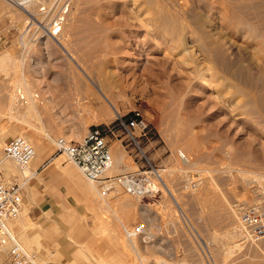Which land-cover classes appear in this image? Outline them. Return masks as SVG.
<instances>
[{"label":"rangeland","instance_id":"obj_1","mask_svg":"<svg viewBox=\"0 0 264 264\" xmlns=\"http://www.w3.org/2000/svg\"><path fill=\"white\" fill-rule=\"evenodd\" d=\"M75 1L72 10L77 12L79 8L77 13L80 15L75 25L77 34L73 33L74 38L69 43L66 42L70 32L66 31L68 29L64 23L59 36L68 45L67 53L52 38H37L38 35L28 28L33 16L38 14L36 11L40 2L28 8L32 13L29 16L25 12L20 14L18 11L21 9L12 1L0 0V32L6 37L0 38V160L5 178L10 182H27L22 177L23 171L7 160L9 158L3 152V145L9 136L24 134L31 138L34 134L31 126L21 123L24 116L19 101L37 102L38 110L43 116L45 134L47 132L56 141L60 136L79 140L90 126L112 125L116 122V116L128 115L134 109H139L150 122V133L138 138V144L128 141L120 128H116L114 134L108 132L112 156L116 149L120 150L125 155L126 163L132 165L128 170H144L153 164L160 169L161 174L164 172V183H161L156 194L141 198L132 196L118 185L121 191L118 192L119 195L111 192L107 196L108 203L113 207L107 212L97 209V205H101L97 194L94 196L95 200L91 201L78 192V196L86 203L87 210L86 214L82 211L78 222L75 219L71 224L76 226V230L79 226L83 227L81 230L85 231V235L82 242L90 244L91 252L83 258L89 264H207L202 253V247L206 245L220 264H264V237L256 239L248 235V238L244 234L246 240L243 239V230L238 221L243 204L263 197L264 116L258 115L261 118H256L257 116L243 111L245 97L241 92L247 89L243 88L244 76H241L238 65L241 63L245 42L237 30V20L230 10L231 3L228 2L230 0H223L224 3L221 0H173L175 3L168 4L169 8L164 4L171 3V0H158L162 8H167L168 12L171 10L170 14L176 20H184L182 29L165 34L156 30L154 34H145L146 26L141 24L144 18L140 17L144 15L145 7L153 8L152 5L147 6V0H85L87 3L81 0L79 7ZM174 4H177L178 9ZM171 6L174 7L170 9ZM180 6L183 7L182 11ZM33 9H37L35 15ZM14 11L22 17H16ZM193 12L194 16H199L195 20L204 19L207 22V31L214 36L223 35L224 41L232 45V55L231 52L228 53L231 66H226L225 63L220 65V62L217 65V61H211L205 58L203 52L200 53L196 41L192 40L197 31ZM40 15L33 23V29L38 34H42L43 24L47 20H44V15ZM154 25L151 22L148 28ZM90 27L92 28L89 29ZM21 33L26 34L25 46L20 41ZM32 34L37 39L32 38ZM180 36L191 39L188 44L190 47L193 45L197 54L195 60L191 61L187 53H184L187 54L185 56L178 52L179 48H175L172 42L175 43ZM252 55V72L255 76L260 75L258 79H253L258 83L255 87L264 89V76L261 75L263 71L257 67L262 62ZM184 56L185 59L182 58ZM196 59L203 60V67L200 68L213 69L216 73L210 77V83L206 84L197 75ZM233 64H237L234 66L238 68L239 71L237 68L235 70L239 75L234 71ZM33 65L40 70H31ZM22 66L24 70L21 69ZM83 70L88 74L96 70L107 79L106 90L118 105L121 111L119 114L114 116L107 106L108 113H95L100 115L95 118L93 107H85V99L93 102L94 95L85 89ZM21 85L29 87L31 97L24 91L26 101L10 98V102H7L8 95L13 97ZM253 85L254 82L250 87ZM44 87H47L46 90ZM261 89L258 91L261 92ZM36 94L39 95L38 99L35 98ZM10 103L16 108L13 117L9 114ZM93 104L102 106L99 101ZM44 106H48V110H44ZM26 120L32 122V117ZM41 141H46V159L50 163L48 170L57 169V173L61 172L64 176V168L72 167L73 172L87 185V178L81 175L78 166L68 160L65 153L61 155L56 143L45 136ZM32 143L35 144L36 141ZM179 149H183L189 156L187 165L181 160ZM193 168L199 172L200 177L196 188L190 184L191 177L187 172ZM98 184L96 182L94 185L100 189ZM120 200H127V205L120 206ZM16 220H11L10 223L17 222ZM141 221L148 225L147 233L150 236L129 242L125 237V228L132 229ZM31 226L21 225L22 230L15 227L17 236L41 264H51L35 247L31 245V249L22 239L21 234ZM231 229L240 233V238H236L235 242L227 238ZM79 250L78 248L76 252Z\"/></svg>","mask_w":264,"mask_h":264},{"label":"bare ground","instance_id":"obj_2","mask_svg":"<svg viewBox=\"0 0 264 264\" xmlns=\"http://www.w3.org/2000/svg\"><path fill=\"white\" fill-rule=\"evenodd\" d=\"M41 1H43V0H14V1H12V3L13 4H15L17 7H19V10L21 9V11H18L20 14H23L22 12H25L27 15H31L32 13H30V11H29V9H30V7L34 4V5H36V3H39V2H41ZM45 1V0H44ZM85 1V0H84ZM83 1V2H84ZM164 1H166V0H161V2H164ZM173 0H171V3L169 2V0L167 1V2H169V3H163L166 7H168L169 8V6L170 5H172L173 3H175V2H172ZM221 1H223V0H221ZM76 2V4L78 5V7H79V5H81L80 3H81V0H76L75 1ZM86 2V1H85ZM85 2H84V4H85ZM217 2V1H216ZM229 3H231V9L230 10H232L231 12H234V13H236V11H238L236 14L238 15V16H236V14L234 15V13H232L233 14V16H234V18H235V20H237V30H239L240 31V35L242 36V39H243V42H245V44H244V46H243V50H242V56H241V63L238 65L239 66V70H238V68L236 67V66H234V65H237V64H233L232 65V67H234L233 69H234V71H236L237 72V74L239 75V72L241 73V76H244V83H243V88H246L247 90H243L242 92L241 91H239V92H241L242 93V96H244L245 97V101L243 102V111L244 112H246L247 114H251V115H255V116H257L256 118H261L262 117V115L264 116V89H263V87H261V88H259V89H261L262 91L261 92H259L258 90L259 89H257L256 87L258 86L257 84L258 83H255V82H257V80L256 81H253V79H256L257 77H260V75L258 76H255L254 75V73L252 72V67H253V60H252V58H251V55L252 56H256L257 57V59L258 58H260V60H261V62L262 63H260L259 62V66L257 65V67L260 69V71H263V73H264V0H230V1H228ZM73 3H74V0H71V4H70V6H69V9H68V12L66 13V20L64 21V23H65V25H66V28L68 29V30H66V31H69L70 33H68V35H67V38H66V42H70L71 40H72V38H74V36H75V34H74V36H73V33H76V31H75V29H76V27H75V25H76V22H77V20H78V18H80L79 16V14L77 13L78 12V10H79V8L78 7H76V8H78V10H77V12L76 11H74V9L72 10V8L74 7L73 6ZM87 3V2H86ZM146 3V2H145ZM177 3V2H176ZM222 3V2H221ZM221 3L220 4H218V5H221ZM223 3H224V1H223ZM223 3H222V5H223ZM228 3V4H229ZM83 4V3H82ZM83 4V5H84ZM162 4V5H163ZM168 4H170L169 6H168ZM149 5H152L153 6V8L152 9H147V7H145L146 9H144V17L143 16H141L140 17V19H143V21H141V24H142V26L143 25H145L146 26V28H144V29H147L146 30V32L147 33H145V34H148V33H153L154 34V32H155V30L157 31V32H161V33H167V32H173V31H176L177 32V29L179 28H183V26H184V20L182 19V21H181V18H179V19H175L174 17H173V15L172 14H170V11L171 10H169V12H168V10H167V8L165 9L164 7L162 8L161 6H160V2H158V0H147V6H149ZM177 5V4H176ZM175 4H174V6H176ZM73 6V7H72ZM173 6V7H174ZM229 6H230V4H229ZM32 7H34V6H32ZM39 7V9H38V11H36L37 9H33L32 11H33V14L35 13V11H36V13H38V14H36L37 16H35V17H38V15H40V14H42V15H44L43 14V12L40 10V6H38ZM82 7V6H81ZM172 6L170 7V9H172L173 8ZM177 7V6H176ZM181 7V11H182V6H180ZM29 8V9H28ZM36 8V7H35ZM84 9V8H83ZM175 9V8H174ZM173 9V10H174ZM177 9H178V7H177ZM227 9V8H226ZM237 9V10H236ZM166 10V11H165ZM172 10V11H173ZM176 10V9H175ZM184 10V9H183ZM177 11V10H176ZM180 11V10H179ZM228 11V10H227ZM197 11H195V13H196ZM13 13H15L16 14V17H17V15H18V18H19V16H21L19 13H16V11H14ZM80 13V12H79ZM172 13H175V11H173ZM177 13V12H176ZM181 13V12H180ZM199 13V12H198ZM197 13V14H198ZM223 13H225V11L223 12ZM6 14V13H5ZM14 14V15H15ZM81 14H82V12H81ZM183 14V13H182ZM186 14V13H185ZM194 14V12L192 13V16H194L193 15ZM227 14H229V12L227 13ZM35 15V14H34ZM145 15H146V17H145ZM199 15V14H198ZM202 15V14H201ZM222 15V14H221ZM24 16V15H23ZM33 16V15H32ZM41 16V15H40ZM39 16V17H40ZM204 17H205V19L206 18H208V17H206L205 15H203ZM228 16V15H227ZM226 16V17H227ZM233 16H232V18H233ZM22 17V16H21ZM20 17V18H21ZM44 17H45V19L44 20H46V16L44 15ZM191 17V16H190ZM189 17V18H190ZM196 16H194V19L193 20H195V19H197L198 17H196ZM202 17V16H201ZM220 18H222L221 16H219ZM27 18V17H26ZM26 18H24V20H27ZM187 18H188V16H187ZM210 18V17H209ZM225 18V17H224ZM16 19V18H15ZM22 19V18H21ZM42 19V18H41ZM139 19V20H140ZM223 19V18H222ZM221 19V20H222ZM226 19V18H225ZM178 20H180V21H178ZM206 20H208V19H206ZM228 20V19H227ZM196 21V25H194V27L196 26V28H197V31H195V34L193 35V38H192V40L195 42L196 41V46L198 47V50H200V53L201 52H203L204 54H205V58H208V59H210L211 61L212 60H215V62L217 61V65H218V63L220 62V65H221V63H225V65L227 64H229V62H231L230 60H231V58H230V56L228 55V53L229 52H231V54L230 55H232V52H233V48H232V45H230V44H228L227 42H225L224 41V39H223V35H221L220 34V36H214V35H212V33L210 32V31H207L206 30V27L205 26H207V22L203 19H199V20H195ZM197 21H198V23H197ZM46 22H47V20H46ZM45 22V23H46ZM151 22H152V24L154 23L155 25H154V27H152V28H148L149 27V25H151ZM185 22H186V20H185ZM191 22H192V20H191ZM223 22H224V19H223ZM138 23H139V21H138ZM194 23V22H193ZM209 23V22H208ZM225 23H226V21H225ZM229 23V22H228ZM149 24V25H148ZM195 24V23H194ZM210 24V23H209ZM64 25V24H63ZM88 25H89V23H88ZM93 26V25H92ZM193 26V25H192ZM140 27H141V25H140ZM80 28V27H79ZM92 27H90L89 29H91ZM141 28H143V27H141ZM217 28V27H216ZM232 29V28H231ZM30 31V30H29ZM61 31H63V27H61ZM61 31L58 33V34H54L52 31H49V34L47 35L49 38H52L53 40H55L58 44H60L61 45V47L68 53V50L66 49V43L64 42V40L62 39V37H59L60 36V34H61ZM179 31V30H178ZM235 32V31H234ZM77 34V33H76ZM145 34L143 35V36H145ZM158 34V33H157ZM25 35L26 34H23V37L21 38L20 37V41H21V44H22V46H25V41H24V38H25ZM80 35H82V34H80ZM83 35H85V34H83ZM82 35V36H83ZM79 36V35H78ZM151 36V35H150ZM153 37H154V35H152ZM169 36V35H168ZM77 37V36H76ZM147 37H149V36H147ZM171 37H173V36H171ZM175 37V36H174ZM192 37V36H191ZM92 38V37H91ZM145 38V37H144ZM152 38V37H151ZM23 41H22V40ZM90 40H92V39H90ZM150 40V39H149ZM191 40V39H190ZM190 40H188V39H186V37L185 36H180V37H178V39H176V41H175V43L174 42H172L173 44H174V46H175V48L176 49H178L179 48V50H178V52L179 53H187L188 54V56H190V58H191V61H192V59L193 60H195V52H194V48H192L193 47V45H192V47H190V45L188 44V42L190 41ZM31 41H33V40H31ZM79 41V40H78ZM94 41V40H93ZM155 41V40H154ZM193 41H192V43H193ZM29 42V41H28ZM28 42L26 43V44H28ZM88 42V41H87ZM80 43H82V42H80ZM191 43V42H190ZM191 43V44H192ZM166 44V43H165ZM195 44V43H194ZM73 45H74V43H73ZM78 45V44H77ZM91 45V44H90ZM27 46V45H26ZM68 46V45H67ZM160 46V45H159ZM177 46V47H176ZM79 47V46H78ZM88 47V46H87ZM195 47V46H194ZM196 47V48H197ZM70 48V47H69ZM175 48H173V49H175ZM81 49V48H80ZM85 49H86V47H85ZM89 49V48H88ZM96 49V48H95ZM160 49V48H159ZM175 49V50H176ZM82 50V49H81ZM80 50V51H81ZM69 51H70V49H69ZM82 51H84V49L82 50ZM81 51V52H82ZM174 51V50H173ZM86 52V51H85ZM84 53V52H83ZM202 53V54H203ZM81 54V53H80ZM187 54H184L185 56L187 55ZM204 54H203V56H204ZM88 55V54H87ZM197 55V54H196ZM180 56H183V55H180ZM185 56L184 57H182V58H184L185 59ZM7 57V56H6ZM83 57V56H82ZM198 57H200V56H198ZM233 57V56H232ZM189 58V57H188ZM229 58H230V60H229ZM5 59V58H4ZM3 59V60H4ZM234 59V58H233ZM232 59V60H233ZM204 60H206V59H204ZM5 61V60H4ZM202 61L203 60H200V59H196V62H197V66H198V76H199V78H201L202 80H203V82H205L206 84L207 83H210V77L212 78L213 76H214V74H216V73H214V71H213V69H207V70H204V69H202V68H200V67H203L202 66ZM209 61V60H208ZM235 63H237L236 61V58H235ZM234 61H232V62H234ZM194 62V61H193ZM192 62V63H193ZM256 62V61H255ZM185 63V62H184ZM188 62H186L185 64H187ZM196 64V63H195ZM231 64V63H230ZM229 64V65H230ZM80 65V64H79ZM212 65V64H211ZM216 65V66H217ZM225 65H223V68L225 67ZM226 65V66H227ZM213 67H214V65H212ZM231 66V65H230ZM219 67V66H218ZM217 67V68H218ZM222 67V66H221ZM256 67V66H255ZM226 68H228L229 69V67H226ZM237 68V70L239 71H237V70H235ZM206 69V68H205ZM221 68L219 67V70H220ZM225 69V68H224ZM224 69H222V70H224ZM227 69V70H228ZM231 69V68H230ZM217 70V69H216ZM232 70V69H231ZM230 70V72H232L233 73V70L231 71ZM84 72H85V70H83ZM221 71V70H220ZM94 72V71H93ZM219 72V71H218ZM222 72V71H221ZM224 72L225 71H223V74H224ZM105 73V72H104ZM261 74L262 76H264V74ZM226 74V73H225ZM243 74V75H242ZM229 75V74H228ZM227 75V76H228ZM84 76H85V79H86V87H85V89H86V91H88V92H90L91 94H93L94 95V100H93V102H100V104H102V106H95L94 104H93V102H91V101H86V100H88V99H85V102H87V103H83V104H85L86 106V108H89V107H93V110L95 111H93L94 112V114L96 113L97 115L98 114H100L101 115V113L103 114H105V112H107V111H109L108 110V107H109V109L110 110H112V112H113V114H114V116L115 115H117V114H119L121 111H120V109H119V107H118V105L116 104V102L114 101V99L111 97V95L108 93V91L106 90V80L104 79V77L100 74V72H96V70H95V72L94 73H84ZM240 76V77H241ZM239 78V77H238ZM84 79V80H85ZM242 79V80H243ZM258 79V78H257ZM213 80V79H212ZM262 80V79H261ZM22 81V80H21ZM254 82V87H255V84L257 85L256 87H255V91L252 89V87H250V85H251V83H253ZM260 81V80H259ZM23 84V83H22ZM28 85V84H27ZM27 85H25L24 87H22V85L20 86V88L18 87V89H17V93H15V95H13V97L11 96V97H9V95H8V100L9 101H7V102H10V98H11V100H14V98H15V100L17 99L18 101H19V99L21 100V101H26V96L25 95H23L24 94V91L26 92V95H28L29 97H31L30 96V93H31V91L29 90V87L27 86ZM263 86V85H262ZM253 87V88H254ZM21 89V90H20ZM248 90H251V91H248ZM257 90V91H256ZM15 91V90H14ZM35 93V92H34ZM114 93V92H113ZM10 94H12V93H10ZM38 95V94H37ZM37 95H35L36 97L35 98H37ZM224 95V94H223ZM39 96V95H38ZM220 97V96H219ZM243 97V98H244ZM28 99V98H27ZM38 99V98H37ZM91 99V98H90ZM31 100H32V98H31ZM28 101H30V100H28ZM84 101V100H83ZM81 102V101H80ZM19 103H20V105H21V107H22V112H23V115L22 116H24L23 118H22V120H21V123H26L28 126H31L34 130V134H33V136L30 138H28V137H26L27 139H30L32 142L34 141H36V143L34 144L33 143V145L35 146V149H36V153H35V155H34V157H33V159L30 161V163L26 166V167H24V168H22V167H19L18 165H17V163H16V161L13 159V158H11V157H8V156H6V154L4 153V156L5 157H7V158H9V159H7V160H10L11 162H13L14 163V165L15 166H18V168L20 169V171H23L22 172V177H23V179L24 180H27L33 173H32V169H34L35 167H36V165H37V163L39 162V160L40 159H42L43 157H46L47 155H46V151H45V149H46V143H44V142H46V141H44V142H42L41 141V139H42V137L43 136H45V137H47L48 139H50L52 142H54V143H56V145H57V141L56 140H54L49 134H47V132H46V134H45V125H44V123H43V116L41 115V113H40V109L38 110V104H37V102L36 101H31L30 103H28V102H20L19 101ZM43 103V102H42ZM239 103V102H238ZM10 105H11V103H10ZM79 105V104H78ZM99 105V104H98ZM76 106V105H75ZM80 106V105H79ZM83 106V105H82ZM108 106V107H107ZM78 107V106H77ZM91 108H89V109H91ZM8 109V108H7ZM88 109V110H89ZM44 110H48V106H44ZM81 110V109H80ZM84 110H86V109H84ZM88 110H87V112H88ZM16 111V108H15V105H11L10 106V108H9V114L13 117V115L16 113L15 112ZM90 111H92V110H90ZM20 112V111H19ZM47 112V111H46ZM82 112V111H81ZM91 113V112H90ZM108 113V112H107ZM246 113H245V115H246ZM95 114V115H96ZM103 114V115H104ZM96 115V117L95 118H99V116H97ZM111 115V114H110ZM258 115L259 116H261V117H258ZM247 116V115H246ZM29 117H32V122H28L26 119H29ZM117 117V116H116ZM252 117V116H251ZM25 126V125H24ZM26 127V126H25ZM27 129H28V127H26ZM31 129V128H30ZM45 134V135H44ZM21 135H23V136H25L24 134H21ZM29 135V134H28ZM30 136V135H29ZM41 138V139H40ZM53 143V144H54ZM4 152V151H3ZM63 153H61V155H62ZM125 156V155H124ZM123 156V154L120 152V150L119 151H117V149H116V152L113 154V156H112V164H111V166L109 167V168H107V170L105 171V174L106 175H109L110 173H112V172H117L116 174H118V171H119V173L122 171H127L128 169H130L131 168V166L130 165H128L127 163H126V159H125V157ZM180 158H181V156H180ZM181 160L185 163V161L181 158ZM2 161V160H1ZM132 164V163H131ZM9 166V165H8ZM76 166V165H75ZM3 167V166H2ZM77 167V166H76ZM75 167V168H76ZM4 169V168H3ZM72 170V167H68V172H67V175H68V177L75 183V187H76V189L78 190V192H80V194L83 196V197H86L87 199H90L91 201L92 200H95L94 199V196L97 194L99 197H100V199H101V201H99L100 203H101V205L99 204V205H97V209H99V210H101V211H103V212H107L108 211V209L109 208H111V206H110V203H108V198H107V196H109V195H111V194H115V193H117L118 194V192H121L120 191V188H119V186L117 185L116 187H114V190H110L108 193H106V194H104V192H103V188L100 186V189L96 186V185H94V184H96V182H93V181H91V180H89V179H86L87 180V185L86 184H84L83 182H82V179L79 177V176H77L76 174H75V172H73V171H71ZM6 171H9V170H6ZM10 173V172H9ZM81 173V172H80ZM164 172H162V174H163ZM66 174V173H65ZM83 173H81V175H82ZM112 174H114V173H112ZM161 174V175H162ZM10 175V174H9ZM84 175V174H83ZM162 177H164L163 175H162ZM30 179V178H29ZM199 179H200V177L198 176V178L195 180L196 182H195V184H193L192 183V181H190V184L192 185V187L193 188H196V186H197V183H198V181H199ZM70 181V180H69ZM10 182V181H9ZM25 183V181L24 182H22V184H24ZM159 183H164V178H162L161 179V181L159 182ZM166 185V184H165ZM98 186H99V184H98ZM168 188V187H167ZM71 189V188H70ZM122 189V188H121ZM122 190H124V189H122ZM169 190V192H171L170 191V189H168ZM125 191V190H124ZM112 192V193H111ZM126 192H128V191H126ZM109 193H111V194H109ZM129 193V192H128ZM109 194V195H108ZM130 194V193H129ZM116 195V194H115ZM119 195V194H118ZM132 195V194H131ZM264 195V194H263ZM132 196H134V195H132ZM136 197V196H135ZM113 198V197H112ZM136 198H140V197H136ZM97 199H98V197H97ZM112 200V199H111ZM96 202V201H95ZM97 204H98V202H96ZM127 200L124 202V200H120V201H118V204L120 205V206H122L123 204H125V205H127ZM117 204V203H116ZM96 207V206H95ZM113 208V207H112ZM111 208V209H112ZM131 208V207H130ZM21 211H22V209H21ZM21 211H20V214L16 217V218H13V219H9L8 221H7V225H8V227L14 232V233H16V231H15V227H19L20 228V226L21 225H24L25 227H26V225L27 224H31L32 226L30 227V228H28L29 230L33 227L34 229H35V235L38 237V238H40L41 236H42V232L40 231V227L38 226V225H35V224H33V223H26V221L24 220V217H25V215H26V213H27V210H25V211H22V213H21ZM110 211V210H109ZM114 211V210H113ZM127 211H128V209H127ZM128 213H131V212H128ZM28 217V216H27ZM15 219H17L16 221L17 222H14V223H10V221L11 220H15ZM239 225H240V228L243 230V228H242V226H241V224H240V222H239ZM72 227H74L73 225H71ZM14 228V229H13ZM75 228V227H74ZM235 228V227H234ZM21 230H22V227L20 228ZM27 229V228H26ZM33 229V230H34ZM233 229V228H232ZM231 229V230H232ZM76 230V229H75ZM95 230V229H94ZM237 230H239V229H237ZM26 231V230H25ZM24 231V232H25ZM31 231V230H30ZM78 232H83L84 230H81V228H78V230H77ZM147 231H148V229L144 232V233H142V234H134V235H131V236H129L128 235V233L126 232V228H125V237L127 238V240L129 241V242H133L135 239H137V238H144V237H147V236H150V234L149 233H147ZM241 231V230H240ZM17 232H19L18 230H17ZM24 232L21 234V236H22V239L24 240V242L26 243V245H30L29 247L31 248V244H30V242H29V240H28V238L26 239V237H25V234H24ZM230 232V231H229ZM244 232V233H243ZM243 232L241 231V237L243 236V239H245L246 237H248L249 238V236H248V234H246L245 233V231L243 230ZM33 233V231H31V234ZM30 234V235H31ZM43 234H44V232H43ZM81 234V233H80ZM97 234V233H96ZM227 234V233H226ZM240 234V233H239ZM239 234H238V232L237 231H231L230 232V235L229 236H227V238H230L229 240H233L232 242H235L234 240H236V238H238L239 237ZM244 234L246 235V237L244 236ZM122 236V235H121ZM71 237V238H70ZM69 238L74 242V244H76V245H78V248L80 249L78 252H75V256H76V258L79 260V259H83V257H85L86 256V254L89 256V254H88V252L90 251V248L91 247H89L90 246V244L88 245V243H83L82 242V240L79 238V236L78 237H76V238H74L73 236H70ZM119 238H120V236H119ZM226 238V237H225ZM240 238V237H239ZM124 239V238H123ZM238 240V239H237ZM242 240V239H241ZM246 240V239H245ZM243 242V241H242ZM244 243V242H243ZM230 245V244H229ZM31 249H33V248H31ZM123 249V248H122ZM124 251V250H123ZM91 252V251H90ZM202 253H203V251H202ZM6 254H7V251H6V248H3L1 251H0V257H5L6 256ZM203 256H204V254H203ZM38 261V260H37ZM39 263H40V261H38ZM44 263V262H43ZM76 263V262H75ZM41 264V263H40ZM126 264V263H125ZM226 264V263H225Z\"/></svg>","mask_w":264,"mask_h":264},{"label":"built area","instance_id":"obj_3","mask_svg":"<svg viewBox=\"0 0 264 264\" xmlns=\"http://www.w3.org/2000/svg\"><path fill=\"white\" fill-rule=\"evenodd\" d=\"M70 4L71 0H43L40 2V10L47 17V23L43 24L42 34H38V31L33 29L35 16L29 22L28 28L38 35L37 38L47 36L49 31L58 34L66 20V13ZM31 36L37 39L33 34ZM4 37V33L0 32V38ZM22 37L23 34L21 33ZM115 121L112 125L96 124L90 126L79 140L60 136L57 138V150L65 153L68 160L73 161L87 179L99 183L104 194L114 190L117 185L140 198L145 195L156 194L160 190L162 184L159 182L163 177L160 169L153 164L144 170L137 169L118 174H105L107 168L112 164L111 143L107 138L108 132L114 134L116 128H120L128 141H135L139 144L138 138L147 136L151 131L148 118L139 109H134L128 115L120 114ZM3 151L6 156L13 158L17 165L22 168L30 163L36 153L33 143L20 134L9 136L3 145ZM178 154L187 165L190 158L186 152L179 149ZM187 172L191 177L190 181L195 184L199 172L194 171V168ZM262 193L264 194V191ZM23 205L22 182L18 180L9 182L4 176V169L0 160V251L3 248H6L7 251L5 257H0V264H40L35 255L24 246L17 234L7 225L9 219L16 218L20 214ZM238 221L249 236L256 239L264 237V195L252 202L243 204L239 211ZM147 228L146 222L141 221L132 229L126 228V232L129 236L142 234ZM202 251L207 264H220L208 246L204 245Z\"/></svg>","mask_w":264,"mask_h":264},{"label":"crops","instance_id":"obj_4","mask_svg":"<svg viewBox=\"0 0 264 264\" xmlns=\"http://www.w3.org/2000/svg\"><path fill=\"white\" fill-rule=\"evenodd\" d=\"M33 66L31 70H40L38 66ZM21 69L25 68L22 66ZM46 88L44 87L45 90ZM47 160L46 157L40 159L32 169L33 174L30 179L22 184L25 204L22 209L27 210L24 220L38 225L42 232V236L38 238L32 227L30 230L33 233L31 234L28 229L24 232L25 237L51 264H89L85 258L79 260L76 258L78 245L70 239V236H79L81 240L84 238L85 231L78 232L71 222L75 219L78 222L82 211L86 214L87 205L78 196L75 183L68 177V167L64 168L63 176L61 172L57 173V169L48 170L50 163ZM69 184L70 192H68Z\"/></svg>","mask_w":264,"mask_h":264}]
</instances>
